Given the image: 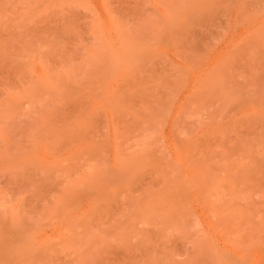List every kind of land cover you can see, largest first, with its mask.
<instances>
[{
  "label": "rangeland",
  "instance_id": "374dc122",
  "mask_svg": "<svg viewBox=\"0 0 264 264\" xmlns=\"http://www.w3.org/2000/svg\"><path fill=\"white\" fill-rule=\"evenodd\" d=\"M0 264H264V0H0Z\"/></svg>",
  "mask_w": 264,
  "mask_h": 264
}]
</instances>
